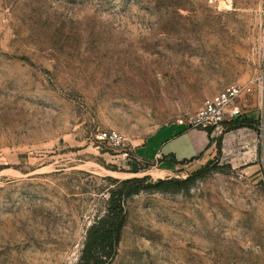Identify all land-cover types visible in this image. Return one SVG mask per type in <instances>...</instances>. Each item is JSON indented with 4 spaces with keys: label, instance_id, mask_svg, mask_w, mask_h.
I'll return each instance as SVG.
<instances>
[{
    "label": "rangeland",
    "instance_id": "rangeland-1",
    "mask_svg": "<svg viewBox=\"0 0 264 264\" xmlns=\"http://www.w3.org/2000/svg\"><path fill=\"white\" fill-rule=\"evenodd\" d=\"M234 83L255 128L187 124ZM169 126L204 130V159L139 157ZM208 163L126 200L111 264H264V0H0V264H76L110 178Z\"/></svg>",
    "mask_w": 264,
    "mask_h": 264
},
{
    "label": "trees",
    "instance_id": "trees-1",
    "mask_svg": "<svg viewBox=\"0 0 264 264\" xmlns=\"http://www.w3.org/2000/svg\"><path fill=\"white\" fill-rule=\"evenodd\" d=\"M230 128L249 126L255 128V123L249 119L234 118L226 122ZM210 134L212 128L205 129ZM217 154H221L222 138L217 139ZM218 165L208 163L186 178H167L153 181L148 175L129 177L123 180L110 178L113 181L108 189L107 207L89 226L86 240L81 249L76 264H111L117 255L121 232L126 222V200L142 191L169 192L186 188L198 178L218 169ZM137 167L132 172H138Z\"/></svg>",
    "mask_w": 264,
    "mask_h": 264
},
{
    "label": "crops",
    "instance_id": "crops-1",
    "mask_svg": "<svg viewBox=\"0 0 264 264\" xmlns=\"http://www.w3.org/2000/svg\"><path fill=\"white\" fill-rule=\"evenodd\" d=\"M172 128L173 126H169L157 130L147 141L138 146L136 149L138 156L152 160H157L162 156H166L167 159L173 158L176 161L194 158V161L198 162L204 159L205 152L209 150L206 148L209 139L206 132H203L204 130L186 129L173 134L171 133ZM179 138L184 142L183 144L180 142L178 146L176 141ZM156 141H159V146L155 145Z\"/></svg>",
    "mask_w": 264,
    "mask_h": 264
},
{
    "label": "built area",
    "instance_id": "built-area-1",
    "mask_svg": "<svg viewBox=\"0 0 264 264\" xmlns=\"http://www.w3.org/2000/svg\"><path fill=\"white\" fill-rule=\"evenodd\" d=\"M252 87L247 84H230L223 90L204 99L198 110L190 116L188 125L195 128L213 130L221 129L226 122L236 118L241 113L239 101L252 93ZM183 124V119L179 120ZM110 139L119 143L121 135L117 131L110 133Z\"/></svg>",
    "mask_w": 264,
    "mask_h": 264
}]
</instances>
